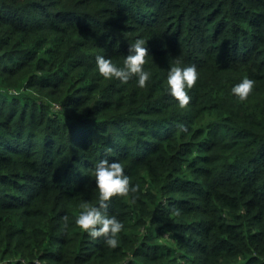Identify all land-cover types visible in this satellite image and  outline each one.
<instances>
[{
  "label": "trees",
  "instance_id": "obj_1",
  "mask_svg": "<svg viewBox=\"0 0 264 264\" xmlns=\"http://www.w3.org/2000/svg\"><path fill=\"white\" fill-rule=\"evenodd\" d=\"M140 37L145 87L99 74ZM102 159L139 185L114 249L75 224ZM0 264H264V0H0Z\"/></svg>",
  "mask_w": 264,
  "mask_h": 264
},
{
  "label": "clouds",
  "instance_id": "obj_2",
  "mask_svg": "<svg viewBox=\"0 0 264 264\" xmlns=\"http://www.w3.org/2000/svg\"><path fill=\"white\" fill-rule=\"evenodd\" d=\"M146 56L149 55L147 41L137 38L130 44L128 52L123 57L122 66H118L110 57L97 55L95 57L96 68L99 74L106 79H118L121 83H127L135 78V83L143 88L151 79V72L144 65ZM197 66L195 64L181 65L177 62L168 69L166 83L168 94L175 98L180 107L188 105L191 97L188 89L195 85L198 79ZM255 81L247 76L231 88V93L239 100L247 99L253 91ZM181 131H187L186 126L180 125ZM95 177V188L99 193L98 205L88 202L81 204L83 209L75 218V224L88 235L95 239L103 237L104 244L109 248L119 245V233L122 231L123 222L114 214L108 212V201L113 196H128L139 190L138 184H132L130 177L125 173L124 164L119 160L102 159L92 169ZM178 214V210H177ZM63 227L69 226V217L63 218Z\"/></svg>",
  "mask_w": 264,
  "mask_h": 264
}]
</instances>
